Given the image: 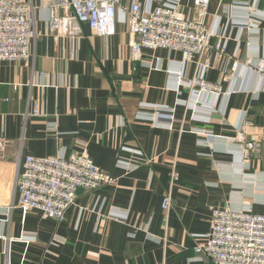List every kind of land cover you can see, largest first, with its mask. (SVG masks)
<instances>
[{
	"label": "crops",
	"instance_id": "crops-1",
	"mask_svg": "<svg viewBox=\"0 0 264 264\" xmlns=\"http://www.w3.org/2000/svg\"><path fill=\"white\" fill-rule=\"evenodd\" d=\"M28 1L37 30H44L46 6L54 0ZM132 1L117 0L113 34H92L83 26L78 36L41 35L31 42L27 60L1 62L0 264H213L195 255L192 235L209 231L212 208L264 214V76L239 67L223 81L215 60L205 76L221 82V95H194L196 67L182 68L180 52L143 49L151 67L132 57L122 13ZM137 1L145 8L157 4ZM179 1L193 16V0ZM236 1L239 15L255 3L210 0L208 16L217 12L219 26H227L229 13L220 11L232 13ZM255 7L264 10V0ZM259 26L262 36L230 27L226 51L239 55L228 59L226 69L244 59L246 41L264 43V19ZM240 111L246 139L261 144L247 162L232 139ZM82 150L112 176L111 183L78 189L60 221L9 210L26 155ZM168 193L166 214L161 202Z\"/></svg>",
	"mask_w": 264,
	"mask_h": 264
},
{
	"label": "built area",
	"instance_id": "built-area-1",
	"mask_svg": "<svg viewBox=\"0 0 264 264\" xmlns=\"http://www.w3.org/2000/svg\"><path fill=\"white\" fill-rule=\"evenodd\" d=\"M253 9L247 6L242 14L236 1L230 10L223 7L221 13H229L227 26L220 27L221 15L215 12L208 16L210 0H193V16L186 14L179 0H157L152 8L143 7L133 0L130 7L122 9L125 23L130 34V49L134 59L145 65L152 63L143 59V49L164 48L180 52L181 66L185 68L193 63L196 72L190 80L194 95L207 94L213 97L221 95V82H212L206 73L215 68V60L220 62L221 79L232 80L237 68L252 70L264 76V43L245 42L248 51L243 60H234L226 69L229 58L239 55L235 51L227 54L226 41L231 38V29L240 33L260 34V23L264 16L254 8L258 0H253ZM117 0H54L46 6L44 30L35 26V7L28 0H0V64L4 60H27L30 56L31 42L41 35H64L68 37L82 34L87 26L92 34L110 35L114 32L115 20L119 12ZM220 5L221 2L219 1ZM252 11H255L252 13ZM209 17V19H207ZM240 19L242 21H240ZM214 39V41H213ZM240 46V39L233 38ZM158 65V64H157ZM219 68V67H218ZM181 72L177 73L180 76ZM160 109L167 110L164 106ZM171 111V110H169ZM34 114H38L37 111ZM232 138L239 144L242 161H249L252 153L261 149L256 140H247L244 133L246 121L243 111ZM172 118V114H168ZM173 119V118H172ZM171 182L178 179L173 168ZM112 176L96 166L86 150L73 152L68 156L55 154L50 156L26 155L16 178L17 199L9 210L18 208L23 214L37 211L42 218L60 221L65 211L75 203L78 189L92 190L109 184ZM171 195H164L162 210L167 214L171 208ZM109 217L124 219L110 212ZM0 218V223H1ZM195 240L193 251L196 256L204 255L213 264H264V214L246 210H232L228 207L211 209L210 229L204 234H192Z\"/></svg>",
	"mask_w": 264,
	"mask_h": 264
}]
</instances>
